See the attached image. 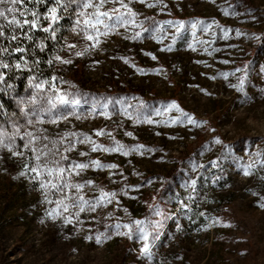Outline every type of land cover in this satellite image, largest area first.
<instances>
[{
    "label": "rangeland",
    "instance_id": "374dc122",
    "mask_svg": "<svg viewBox=\"0 0 264 264\" xmlns=\"http://www.w3.org/2000/svg\"><path fill=\"white\" fill-rule=\"evenodd\" d=\"M113 8L120 4L106 0L100 10L111 14ZM130 8L136 26L116 25L98 41L87 39L95 32L86 30L83 16L76 23L80 7L66 26L59 12L51 59L61 56L69 64L28 62L31 71L15 69L26 59L0 51L13 66L0 69L7 81L0 83V126L10 131L15 113L21 136L46 130L53 141L60 133L67 137L61 154L72 141L70 161L118 166L73 172L69 182L82 189H50L45 196L30 172L20 175L27 171L24 161L0 150V264H264V0H130ZM149 16L155 18L150 25ZM175 22H184L179 35ZM27 31L25 26L16 35L24 38ZM13 44L0 37V48ZM56 71V87L79 104L57 102L51 113L27 125L20 101L36 92L30 77L50 80ZM173 101L198 123L189 124L177 108H169ZM53 118L59 122L51 123ZM69 134L89 142L76 144ZM23 143L17 140L21 151ZM117 143L130 154L104 150ZM93 144L104 148L93 151ZM101 189L116 195L97 203ZM77 192L95 209L85 205L77 216L71 205L68 212L57 208V200ZM54 209L55 220L47 214ZM145 218L147 255L135 224ZM151 221H161L155 232ZM125 225L132 226L131 236L118 234L128 232Z\"/></svg>",
    "mask_w": 264,
    "mask_h": 264
},
{
    "label": "snow or ice",
    "instance_id": "6c2138e0",
    "mask_svg": "<svg viewBox=\"0 0 264 264\" xmlns=\"http://www.w3.org/2000/svg\"><path fill=\"white\" fill-rule=\"evenodd\" d=\"M25 2L26 0H0V37H5V39H9L13 42L18 41L20 37L16 35L17 31L23 30L25 29V26H27L28 35L26 36V39L29 41H33L32 29L42 27V24L40 23V21L42 20L49 22L47 27H42L43 32L48 33L49 38H55L56 29L53 26L57 24L59 19H61V17L58 15L59 11L63 10L67 12L72 7V5H76V7H80L82 9L80 13H77L78 18L76 20V23L78 25L81 24V20L79 17L83 16L84 19L82 23L86 27V30L92 29L95 32V35L87 36V39L89 41H98L100 35H107L108 30L115 27L116 25L126 26L128 24H131L133 26H136V13L130 8V0L129 3H126L125 0H113L114 3L120 4V9L113 8L111 10V14L108 11L100 10L103 8L106 0H99L98 4L95 2V0H55L56 6L49 8L48 13L40 17L39 19H37L38 13L32 9H25V11L31 13V19H29L24 15V13L20 11L18 5L24 4ZM33 2L34 4L38 5L42 2V0H33ZM139 2L143 3L144 0H139ZM152 6L154 5H149V7ZM90 8L96 10L92 13L85 11ZM109 21H114V23H109ZM167 23L171 24L173 22L169 21ZM100 26H103V32L100 31ZM140 26L142 27V24ZM175 27L176 34L179 35L181 30L184 28V22H175ZM196 27L197 25L194 23L192 25V28L195 29ZM210 28L211 25H207L205 30H208ZM6 30H10V36H6ZM143 30L149 31V29L147 28H144ZM157 31H159V29H157ZM139 35L140 33H136L133 38L135 39L139 37ZM227 35V31H225V36ZM175 38L176 37L174 36L173 40H175ZM37 47L40 51H43L45 47L43 41H41V43ZM168 50H171V46H169ZM0 51H2L5 55H11V51L7 47L0 48ZM12 51L23 54L27 51V49L17 46L12 49ZM85 51H87V49ZM35 52L36 49H32L33 55L35 54ZM83 54V52L76 53L77 56H81ZM152 59H156V57L153 55ZM54 60L61 61L65 64H69L72 62L71 60H64L61 56H56L54 59H49L47 63L49 65H52L54 63ZM33 63L39 64L40 61L35 60L33 61ZM22 66L23 68L31 71L27 60L18 61L14 65V68L20 69ZM12 68L13 66H11L9 63H6L3 58H0V69L12 70ZM237 71H239V69ZM37 80L38 77L36 76L30 77V85L36 89V92L31 96L29 100L20 101V104L23 106L21 111L23 113V116L27 120V125H33V117H42L45 112L51 113L57 107V102H59L60 104H79V100H70L67 93H62L61 90L56 87L57 77L52 76L50 80H40L39 82H37ZM0 83H3L5 86H7V81L3 72H0ZM240 83L243 84L242 79ZM45 89H50V92L45 94ZM3 90V88H0V91ZM142 103L143 102L141 101V104ZM29 105L33 106L31 110L28 107ZM169 108H177V110L181 112V116H183L189 124L198 123V121H196L191 115L180 110L179 105H177L176 102L173 101L172 104L169 105ZM125 114L131 115V113H128L127 110H125ZM63 118L66 119L67 117ZM10 119L12 125L10 131L6 126H0V150H7V152L10 153L13 157L19 158L24 161L22 167L24 169H27V171H22L20 175L26 176L30 172L32 174V177L37 178L38 187L42 192L45 193V196H47V191L50 189H82L84 185L79 183L72 184L69 182L73 172H75L76 175H79L81 171L93 165L98 169L102 167L113 169L118 167L115 164L104 165L99 160H92L90 161V163L70 161L68 153L73 150L72 141H67V143L64 145L63 153L61 154L59 147H56V145L60 144V140L49 141V138L43 134V131L46 130H42V132L39 134L29 131L21 136L23 126L19 125V118H16V114L14 113L12 114V118ZM50 122L56 124L59 121L56 118H53ZM148 122L152 123L151 120H148ZM36 123H43L42 118L37 120ZM98 134L102 133L98 132ZM69 135L74 136L76 144L89 142L88 137H85L83 140H81V138L75 136V134ZM128 135L132 134L128 133ZM18 139H20L21 141H26V143H23L22 145L23 151L20 150L21 145L17 144ZM61 139L67 140V137H61ZM38 141L40 145L39 147H37ZM216 142L219 143V140H217ZM103 148V145H92L93 151H98ZM142 148V145L136 146V150H140ZM104 150L108 152H122L125 156L129 155L131 151V149L125 151L124 146L118 143L116 147L106 148ZM81 155H86V153H81ZM2 158L3 157L0 156V159ZM65 162H67V164ZM66 173L67 176L65 175ZM195 184L196 181L193 180V190ZM115 195L116 193H105L103 189H101V195L97 200V203H99L100 200H105L106 198L114 197ZM46 202L51 203V201L47 200ZM108 202H111V200L109 199ZM56 204L58 209L63 206L64 212H68L69 205H71V207L73 208H78V211L75 213V215L77 216H79L81 212H84L86 210L85 205H88L91 210H94L96 206L94 204H91L90 201L86 200L82 195L79 194V192H77L75 198L64 197L61 200H57ZM47 214L51 216L53 220H55L58 215L57 210L55 209L51 212H48ZM155 215H162V212L159 210V208H155ZM71 221L72 216L65 217V223H71ZM145 223L146 222L142 220L135 221V224L139 226L136 230L140 233V239L144 241L141 251L147 255L150 254V245L148 243L149 233L147 228L144 227ZM150 223L154 232L161 226V221H151ZM125 227L128 228V232L118 234L131 236L133 234L132 226L125 225ZM117 228H120V225H117ZM89 239H91V237H89ZM96 241L97 243H100L101 237L97 236Z\"/></svg>",
    "mask_w": 264,
    "mask_h": 264
},
{
    "label": "trees",
    "instance_id": "16d2710c",
    "mask_svg": "<svg viewBox=\"0 0 264 264\" xmlns=\"http://www.w3.org/2000/svg\"><path fill=\"white\" fill-rule=\"evenodd\" d=\"M54 6H56L55 0H42V2L38 5L34 4L33 0H26V2L24 4L18 5V7L20 8V11H23L24 13H26V15L29 19L32 18L31 13L25 11V9H32V10L36 11L38 13L37 19H39L40 17H42L48 13L49 8L54 7ZM75 8H76V5H72V7L65 13L63 12V10L59 11L60 13H62L64 15V18H62V20H61L63 26L69 25V22L71 21V18H72L73 13H74L73 11L75 10ZM154 19L155 18H152L150 16L146 18L149 25L154 21ZM44 22H46V21H44ZM42 27H45V26L42 25ZM42 27L32 29L33 41H29L26 39V36L28 35V31H27V34L24 38H20L18 41H15L13 44V47L8 48V49L10 51H12V49H14L17 46H19L21 48H25V49H27V51L23 54L22 53H16L14 51H12V53L14 55L24 57L31 64H34L33 61L38 60V61H40L39 64L46 66L48 64L47 61L49 59H51V55H52L51 49L53 46V38H49V34L43 32ZM41 41H43V43L45 45L43 51H40L39 48L37 47L41 43ZM32 49H36V52L34 55L32 54ZM34 65H36V64H34ZM240 69H242V68H240ZM244 71H245L244 69L240 70L239 75H238L239 80H241V78H243ZM14 76H16L15 73L13 75L7 74V79L11 80V79H13ZM48 76L50 78L52 76H55V77H57V80H59L60 73L58 71H56V72H52V74L50 73ZM61 137H62V135L60 133H56V134L52 135V140L53 141L60 140V144H61V142H62ZM60 144L57 145V147H59ZM59 149H60V153H61V148H59ZM150 205H151L150 208L151 207H152V209L156 208L155 204H150ZM154 206H155V208H154ZM144 221L146 223H148L147 218H145Z\"/></svg>",
    "mask_w": 264,
    "mask_h": 264
}]
</instances>
